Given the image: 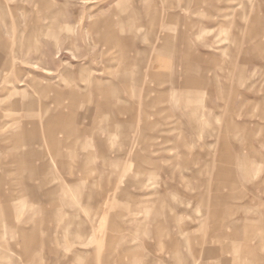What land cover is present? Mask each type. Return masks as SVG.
<instances>
[{"label": "rangeland", "instance_id": "1", "mask_svg": "<svg viewBox=\"0 0 264 264\" xmlns=\"http://www.w3.org/2000/svg\"><path fill=\"white\" fill-rule=\"evenodd\" d=\"M0 264H264V0H0Z\"/></svg>", "mask_w": 264, "mask_h": 264}, {"label": "crops", "instance_id": "2", "mask_svg": "<svg viewBox=\"0 0 264 264\" xmlns=\"http://www.w3.org/2000/svg\"><path fill=\"white\" fill-rule=\"evenodd\" d=\"M234 226H236V223L235 222H232V223H230L229 224V227H231V228H233ZM236 234H230V235H228L229 237L231 236V237H233V236H235ZM29 238H30V236L29 235H26L25 237H23V239L22 240H24V241H27V240H29Z\"/></svg>", "mask_w": 264, "mask_h": 264}]
</instances>
